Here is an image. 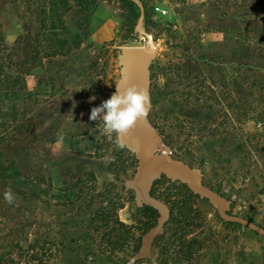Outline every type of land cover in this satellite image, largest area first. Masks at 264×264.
Segmentation results:
<instances>
[{"label": "rangeland", "instance_id": "1", "mask_svg": "<svg viewBox=\"0 0 264 264\" xmlns=\"http://www.w3.org/2000/svg\"><path fill=\"white\" fill-rule=\"evenodd\" d=\"M65 1L51 15L49 0H0V42L17 41L30 96L16 105V141L0 168V264H264V130L228 109L256 107V97L247 70L216 45L226 18L264 26V5L141 0L147 18L132 31L121 0ZM131 48L145 53L150 96L140 121L156 163L146 179L133 131L109 138L89 119L117 84L130 85ZM12 99L0 117L12 114ZM143 206L156 218L142 216ZM131 236L141 239L137 254Z\"/></svg>", "mask_w": 264, "mask_h": 264}, {"label": "trees", "instance_id": "2", "mask_svg": "<svg viewBox=\"0 0 264 264\" xmlns=\"http://www.w3.org/2000/svg\"><path fill=\"white\" fill-rule=\"evenodd\" d=\"M79 2L78 0H75ZM87 1V0H86ZM223 4L230 5L237 9L242 8H251L257 5H264V0H223ZM65 0H49L48 7L51 15H54L59 9H63V5H65ZM81 2V0H80ZM126 11L127 16L123 18V27L128 28L129 30L134 29L138 19L142 16L143 19H146L145 7L139 0L140 9L133 4V2H129L128 0H121ZM217 3V2H216ZM215 3V4H216ZM65 7V6H64ZM250 17L244 16L241 19L239 18H226V21L217 27L220 32L223 33V43L216 44L223 47L224 50L229 52V55L234 54V62L236 63V67L238 69H246L247 76L244 78V84L247 85L251 90L255 93V104L256 107L252 105H247L243 102L236 104H228V109L232 110V114L236 119L241 121H256L258 125L264 130V70L261 69L259 63L264 65V26L259 24H254L253 26L241 28L238 24L239 21L242 23L248 22ZM257 21V18H255ZM49 24L52 29L55 27H59L63 34H67L66 23L63 20L54 21L52 18L49 19ZM56 23V24H55ZM56 25V26H55ZM53 37L55 35L52 34ZM70 42L74 48H76L80 43L81 39L77 35L70 36ZM69 41V40H68ZM52 42V41H50ZM4 48L0 49V87L2 88V94L0 95V109L2 108V102L9 100V98L13 97L11 101L12 108L6 109V111L12 112L11 115L5 112V116L0 117V168L2 167V159H6L9 162L11 160H7L5 157L4 149L7 148V145L11 142L16 141V132L14 131V125L18 118V111H16L17 103H25L29 99V92L26 89V82L24 76L28 75V61H22V57L20 55H16L15 47L17 45V41L10 42H0ZM56 47L59 49L64 45L61 42V39L56 41ZM227 52V54H228ZM227 56V55H226ZM231 62V61H230ZM228 62V65L230 64ZM244 75V73H241ZM2 79V83H1ZM24 91L23 94H20ZM22 115L25 114V111L22 109ZM0 115L1 112H0ZM13 127V128H12ZM262 134V133H261ZM30 179H26L24 184L33 186V183H30ZM15 185V183H13ZM142 216H146L147 220H153L156 218V212L152 208L148 206H143L141 211ZM142 225H149V222H144ZM118 229H126L127 227L118 222L117 220L114 223ZM144 233V232H142ZM125 234H127L125 232ZM133 243V254H137L140 250L141 239L130 237ZM135 263V262H134Z\"/></svg>", "mask_w": 264, "mask_h": 264}, {"label": "clouds", "instance_id": "3", "mask_svg": "<svg viewBox=\"0 0 264 264\" xmlns=\"http://www.w3.org/2000/svg\"><path fill=\"white\" fill-rule=\"evenodd\" d=\"M150 96L148 92L136 84H131L123 89L117 84V90L100 106L91 109L89 119L102 122V131L109 138L127 135L133 130L138 121L149 115ZM63 141V136L58 134L57 142ZM4 199L12 203L15 199L11 189L4 192Z\"/></svg>", "mask_w": 264, "mask_h": 264}, {"label": "water", "instance_id": "4", "mask_svg": "<svg viewBox=\"0 0 264 264\" xmlns=\"http://www.w3.org/2000/svg\"><path fill=\"white\" fill-rule=\"evenodd\" d=\"M129 56L133 65V72L131 74L130 85L136 84L143 89L144 74L142 71V63L145 60V53L142 48H131L129 49ZM132 131L134 133L135 143L137 144L142 155L143 174L146 179L147 163H156L150 154L149 134L143 127L140 120Z\"/></svg>", "mask_w": 264, "mask_h": 264}]
</instances>
